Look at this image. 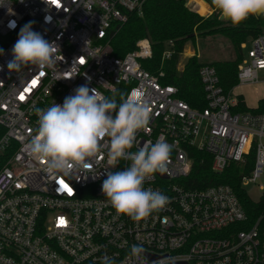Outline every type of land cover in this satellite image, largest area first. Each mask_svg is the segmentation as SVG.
Masks as SVG:
<instances>
[{
    "label": "built area",
    "instance_id": "2783aa9c",
    "mask_svg": "<svg viewBox=\"0 0 264 264\" xmlns=\"http://www.w3.org/2000/svg\"><path fill=\"white\" fill-rule=\"evenodd\" d=\"M47 2L0 0V264H102L105 255L115 264H264V214L250 222L228 184L197 188L186 181L195 154L202 152L217 174L237 166L242 185L261 192L257 200L250 197L262 200L264 114L234 111V88L225 92L210 64L199 70L207 106L193 107L178 96L176 86L161 82L163 72L157 76L143 66L153 56L147 37L116 56L110 45L115 27L129 12L141 14L145 0ZM29 21L33 31L59 46L55 65L9 72L13 45ZM250 41L247 54L248 41L241 45L237 86L259 82L258 71L264 70V31ZM85 84L101 97L124 86L126 93H140L151 108L150 123L137 133L130 151L158 139L172 145L167 171L144 184L166 195L168 203L141 221L118 214L102 193L106 171L131 163L108 164L107 137L87 172L51 175L46 162L30 153L38 127L35 109L63 104ZM133 244L144 249L139 259L131 255Z\"/></svg>",
    "mask_w": 264,
    "mask_h": 264
},
{
    "label": "clouds",
    "instance_id": "9594fccd",
    "mask_svg": "<svg viewBox=\"0 0 264 264\" xmlns=\"http://www.w3.org/2000/svg\"><path fill=\"white\" fill-rule=\"evenodd\" d=\"M212 4L234 26L250 16H264V0H212ZM45 20L50 22L51 17ZM33 23L29 21L19 31L12 48L13 58L7 63L9 72L20 73L28 66L42 71L55 65L59 46L33 31ZM10 26L14 27L15 22H10ZM3 52L0 49V55ZM74 93L65 97L63 104L53 102L50 107L35 109L37 134L28 145L32 156L45 161L51 175H69L74 170L87 172L92 169V161L107 137L108 164L116 167L121 160L131 161L123 170L105 173L102 193L111 206L133 221H141L162 210L168 197L157 190L146 189L144 184L155 173L167 171L172 145L158 139L155 143L144 142L135 152L130 151L137 133L146 129L151 119V108L141 94L114 91L110 97H101L87 84L77 87ZM143 253L141 245L131 246V255L137 259ZM102 264H115V261L105 255Z\"/></svg>",
    "mask_w": 264,
    "mask_h": 264
},
{
    "label": "trees",
    "instance_id": "16d2710c",
    "mask_svg": "<svg viewBox=\"0 0 264 264\" xmlns=\"http://www.w3.org/2000/svg\"><path fill=\"white\" fill-rule=\"evenodd\" d=\"M214 12L208 16L200 14L188 4V0H145L143 10L128 13L125 22L115 27L110 37V45L116 56L123 57L136 48L137 41L147 37L153 45V56L143 61V66L154 75L160 76L164 85L178 88V96L195 108H205L207 102L199 70L204 64L217 69L220 83L225 92L235 88L238 82V62L235 60H217L201 62L195 55L189 56L182 67H179L180 56L187 46H193L198 40L207 37L224 36L232 44L235 52L241 51L242 43L258 37L264 31V16H250L241 24L234 26L229 20L222 19L221 14L212 4L205 0ZM172 43V55L167 58L164 53ZM122 86L118 92L126 93ZM238 103L234 111H251L264 114V98L256 107H249L242 95H236ZM119 101V97L117 96ZM4 129L0 126V134ZM211 157L198 152L195 154L191 171L186 178L191 187H205L212 184H228L238 194L250 222H256L264 214V198L253 200L242 185L238 167L230 165L224 172L217 174L211 168Z\"/></svg>",
    "mask_w": 264,
    "mask_h": 264
},
{
    "label": "rangeland",
    "instance_id": "374dc122",
    "mask_svg": "<svg viewBox=\"0 0 264 264\" xmlns=\"http://www.w3.org/2000/svg\"><path fill=\"white\" fill-rule=\"evenodd\" d=\"M203 1L205 2V0ZM205 3L208 7L206 12L201 11L197 0H188V4L191 5L194 10L204 16H208L214 12V9H212L210 4L207 2ZM251 47L252 43L248 40L247 50H245L246 54ZM193 55L201 62H213L226 59L238 62L241 58L240 52H235L231 42L224 36L207 37L203 40H198L194 46L189 44L185 52L180 56L179 67H182L186 59ZM258 77L260 79L259 82L254 84H242L235 87L233 90L234 95H242L245 98L246 104L253 108L257 106L261 98H264V70L258 71ZM245 189H247L249 195L253 199H259L261 192L257 186L250 184L245 186Z\"/></svg>",
    "mask_w": 264,
    "mask_h": 264
},
{
    "label": "bare ground",
    "instance_id": "6f19581e",
    "mask_svg": "<svg viewBox=\"0 0 264 264\" xmlns=\"http://www.w3.org/2000/svg\"><path fill=\"white\" fill-rule=\"evenodd\" d=\"M197 1H198V4H199L200 8H201V11L206 12L208 10V7H207L206 3L203 0H197ZM231 99L232 100L236 99V95H234L233 91H232V94H231Z\"/></svg>",
    "mask_w": 264,
    "mask_h": 264
},
{
    "label": "snow or ice",
    "instance_id": "6c2138e0",
    "mask_svg": "<svg viewBox=\"0 0 264 264\" xmlns=\"http://www.w3.org/2000/svg\"><path fill=\"white\" fill-rule=\"evenodd\" d=\"M21 98H23V97H21ZM61 183H63V181H61ZM65 187L67 188V185H65Z\"/></svg>",
    "mask_w": 264,
    "mask_h": 264
},
{
    "label": "water",
    "instance_id": "95a60500",
    "mask_svg": "<svg viewBox=\"0 0 264 264\" xmlns=\"http://www.w3.org/2000/svg\"><path fill=\"white\" fill-rule=\"evenodd\" d=\"M221 18H222V19H225V18H223L222 16H221Z\"/></svg>",
    "mask_w": 264,
    "mask_h": 264
}]
</instances>
